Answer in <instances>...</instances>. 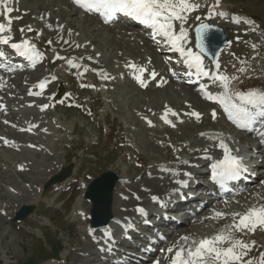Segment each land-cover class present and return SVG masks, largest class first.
<instances>
[{"label":"rangeland","instance_id":"obj_1","mask_svg":"<svg viewBox=\"0 0 264 264\" xmlns=\"http://www.w3.org/2000/svg\"><path fill=\"white\" fill-rule=\"evenodd\" d=\"M27 1L25 5L33 6L35 9L37 8L36 6L44 9L52 1V4L56 5L55 7L59 6L62 9V14L59 11L56 14L61 17L64 24L68 23L71 25L72 31L76 33L77 31L78 33L81 32L85 38H82V40L89 38L88 41L91 42L92 40L96 43V46L92 45L96 47L93 49L94 51L100 50L102 53L106 52L109 55L113 54L116 56L107 57L103 59L104 63L99 66H93L88 61V56L80 57L72 51L66 52L65 56H73L75 58L74 64L77 67L61 63L60 67L66 65L68 68L59 74L63 78H66L69 74L73 75L69 76V80L74 83V102L69 107L65 101L62 103L56 102L59 106L55 110H48V115H46L47 112L40 114L44 124L52 122L57 126L53 129L54 135L51 136V139L47 138L46 133L40 134L41 138L48 139L44 140V144L47 145L43 146L45 149L37 147L36 152L32 150L18 152L5 148V151L2 152V148H0V264H72L71 260L77 256L78 258L76 259L81 261L88 259L82 257L83 249L87 247L84 227L88 224L83 218L88 216L91 207V204L83 197L85 191L83 185H86L89 181L87 176L94 177L102 170L114 169L124 179L122 185L118 188L116 197L123 199L129 197V195L132 197L134 194L133 197H135L136 193L129 190L128 187L135 184L136 186H141V188L145 187V181L150 179L146 176L151 171V169L147 168L149 166L147 164H152L154 160H161L166 154L164 148H158L154 138L165 136L166 139L169 138L173 145L176 146L178 143L183 142L181 141L183 138L178 132L173 135L167 132L159 135L153 130L145 129L139 120L140 116L137 117L136 115L143 104L148 107L159 106L162 98L157 100L159 102L147 101L153 100L155 95L165 99L163 92L160 90H151L152 92L150 93L141 92L130 83L113 81L116 78H121L120 74L122 73L120 71L122 63L119 60L115 62V59L122 53H133L131 47L127 49L125 43L114 36V33L117 32V25L106 28L97 24L94 27L90 25L89 21L88 23L81 21L80 18L83 16L74 12L67 4L64 3L62 5L64 0ZM221 6L232 11L254 15L264 26V0H224ZM204 10H200L198 17H207V13ZM32 17L34 16L32 15ZM210 20L222 23L215 17ZM37 22L34 20L31 23L37 25ZM24 23L28 24L27 22ZM99 29H102L101 31L103 32H99ZM42 30L43 34H46V31ZM254 33L255 39L258 35L261 40H257V42L249 46L244 44L251 55L255 54L260 44H264V32L257 31ZM72 36L71 39L73 40ZM118 36L120 35L118 34ZM46 40L49 41V39H45V42H47ZM71 42V40L68 41V43ZM86 47L91 48L90 45ZM154 53L156 52L154 51ZM240 56H244V53L241 52L237 57L240 58ZM259 56L264 58V51H261ZM234 57L236 58V56ZM234 57L233 61L236 64L242 62V60H234ZM101 58H105L104 54ZM221 61L223 60L221 59ZM259 61L263 62L262 59ZM111 68H115V70ZM44 70L48 71L46 66H44ZM248 70L247 67L244 71ZM38 71V69L33 70V73ZM260 73L264 74V63ZM243 74L242 72L241 76ZM93 76L112 79V81L106 82L109 89L102 83L94 85ZM261 78H264V75ZM77 80L83 85V89L78 88ZM249 80L252 81V79ZM262 84L264 85V80H262ZM93 87H96V89H93ZM97 87H104L105 92L102 93L101 90H97ZM186 92L183 89H173L170 98L177 101L173 103L179 102L182 104L183 99L187 100ZM13 94L15 95L13 91H8L6 96L11 98ZM95 99L94 110L96 115L94 121H91L88 118V104ZM165 100L170 101L167 98ZM196 102L199 101L196 100ZM145 108L143 106V110ZM203 108H205V111L208 110V107L200 109ZM12 111L18 117L16 120L20 119V117L30 118L32 114V111L29 110ZM210 125L194 129L205 132L213 128ZM14 129L20 131L15 126ZM187 130L190 131L189 129ZM231 134L234 135L235 133L231 132ZM153 135L156 136L152 137ZM122 137L124 140L123 144H128V146L121 147V150H119L115 145ZM192 137L189 136L184 142ZM105 138L107 139L105 140ZM16 139L24 141L21 138ZM38 141H42V139H33V142ZM105 149H109L111 152L109 157L103 158ZM134 155H139L141 159L147 160V164L144 167L134 165ZM73 156H76V158ZM71 162H73L74 170L69 182L43 189L48 177L58 173ZM19 167L22 169H19ZM40 170L44 171L43 175L39 172ZM24 205H33L35 207L34 212L21 222L14 221L13 215L19 207ZM224 210L233 212L235 208L230 203ZM61 216L65 220L64 225L56 223L57 218ZM74 219H77V221L74 222ZM205 221L202 226H197L195 229L204 233L208 232L211 225L207 219ZM226 223L227 220L222 221L217 227H222ZM234 239H239L247 244L252 240L247 236L234 237ZM41 247L44 250L43 253L41 252ZM51 254L55 255L53 257H56L57 262L53 261L52 258L45 261L40 259V257L45 255L52 257Z\"/></svg>","mask_w":264,"mask_h":264},{"label":"snow or ice","instance_id":"obj_2","mask_svg":"<svg viewBox=\"0 0 264 264\" xmlns=\"http://www.w3.org/2000/svg\"><path fill=\"white\" fill-rule=\"evenodd\" d=\"M11 3L12 0H0V5L3 6L0 18L5 21L0 23V44L4 45H8L12 39L10 35H2L11 31L13 23L11 13L14 11L9 6ZM73 3L88 10L99 11L106 19H112L117 14L132 17L151 28L155 36L165 38L166 42L175 51L179 52L181 57H185V63L189 67H194L196 72L203 77H210L212 80L220 82L225 89H227L230 79H235V77L230 78L222 73L206 71L202 67L200 56L194 54L191 49L185 51L181 46L180 41L186 42L187 36L182 23L186 19L185 14L200 7L199 4L192 3L191 0H73ZM217 3H219V0H217ZM19 18L15 17V19ZM197 19L199 20L200 17H197ZM173 21L181 22L178 32L174 30ZM207 29L208 25L201 24L196 30L197 47H200L201 50L203 49L200 40ZM28 30L31 31L32 29L29 27ZM20 31H23V29ZM10 47L20 56H27L30 60L33 59V56H39L38 53H35V46L30 45L27 40L22 43H12ZM29 53H32V55H29ZM2 55L3 53H0V56ZM68 64L71 67H77L71 60L68 61ZM216 68L219 69L218 64ZM240 71L243 72L244 69L241 68ZM153 78H155V74H153ZM45 86L46 81H41L36 85L41 91ZM29 94L40 95V92H30ZM235 96L240 102L239 104H225L223 97L207 92L204 94L205 99L221 103L228 112L229 119L238 127L252 130L251 125L256 122L257 118H264V92L252 90L245 93H236ZM44 107H47V105ZM172 115H176V113H172ZM190 115L199 118L197 112H191ZM213 116H215V113H213ZM163 118L166 123L169 122L166 117ZM261 138L264 139V131L261 132ZM219 147L223 150V158L216 163L213 171L214 179L223 185L226 181L236 179L246 169L242 163V158L234 155L233 150L222 140ZM215 216L222 218L223 214L216 212ZM232 217L234 222L229 229L211 238L205 237L193 240L189 244L188 237H182V241L187 246L179 247L175 251L171 264H254L253 260L245 259L252 247L239 239H234L232 232L233 230L235 232H254L258 228L264 229V206L250 207L243 214L233 213ZM168 251L172 250L169 249ZM256 264H264V252L259 254Z\"/></svg>","mask_w":264,"mask_h":264},{"label":"bare ground","instance_id":"obj_3","mask_svg":"<svg viewBox=\"0 0 264 264\" xmlns=\"http://www.w3.org/2000/svg\"><path fill=\"white\" fill-rule=\"evenodd\" d=\"M45 1H47V0H45ZM49 1V0H48ZM39 4V3H38ZM73 4V3H72ZM22 5V2L20 1V0H12V3L9 5L10 7H12V8H16V7H20ZM40 5V4H39ZM36 7H38V6H36ZM50 8H51V4H49V5H47V7L45 8V10H50ZM20 9H23L22 7L20 8ZM0 10H2V12H3V6H1L0 7ZM25 11V10H24ZM63 11H65V9H63ZM26 12V11H25ZM53 10H51L50 12H48L49 13V16L48 15H45V14H43L42 16L43 17H45V18H53V16H51L53 13ZM45 13V12H44ZM80 20L81 21H84L85 19H82V18H80ZM87 20H90V25H92V26H96V23H98L99 22V20L97 21L96 19H94V18H87ZM48 21H49V19H48ZM5 21L3 20V19H0V23H4ZM86 23H88V21H85ZM73 24V23H72ZM90 27V26H89ZM178 27H180V25H178ZM178 27L176 28V29H174L175 31H177L178 32ZM185 29V31H186V33H187V36H186V41H187V39H188V37H190V39H191V36H190V29L189 28H184ZM122 34H127V33H124V32H122ZM127 35H129L130 37H132V38H134L135 36H137L136 34H127ZM127 35H124V36H126L128 39L127 40H129V37L127 36ZM249 36H245V38H248ZM190 44H191V41H190ZM129 46H130V44H129ZM104 56L106 57V53L104 54ZM250 56H246V58H247V60H249V61H251V60H253V62H255V58H253L252 57V59H250L249 58ZM6 63H8V62H10L9 60H7V59H5L4 60ZM214 65V64H213ZM212 66V65H211ZM215 67V66H214ZM256 69H258L257 67H255ZM39 77V76H38ZM37 77V78H38ZM35 79V78H34ZM45 80V79H48V77L47 76H42V77H40L38 80ZM39 83H36L35 84V87H36V85H38ZM17 87V84H16V86H15V88ZM34 87V88H35ZM33 88V89H34ZM32 89V90H33ZM39 88H35V91L36 90H38ZM146 93H149V91L148 90H146L145 91ZM161 92H163V96L165 97V98H167V97H170V90H169V88L168 87H166V88H164V91H161ZM189 92H191V91H189ZM188 92V93H189ZM158 93H160V92H158ZM187 93V94H188ZM128 94V93H127ZM189 94H191V97L192 98H196V99H199V100H201V102L199 101V102H196V103H198L199 105H201V104H205V105H207L206 104V102H208V104H210L211 102H210V100H207V99H205L204 98V94L205 93H203V94H200V93H197V92H191V93H189ZM217 94H218V92H217ZM17 97H20V94H19V96H17ZM219 97H223V95H222V93H220L219 94ZM161 97H159V96H154V98H153V100H149L148 102H152V101H154V102H159V101H157V100H159ZM164 101H166L165 99H162V101H161V105L163 104V102ZM204 103H203V102ZM139 103V102H138ZM218 104H220V103H218ZM144 105V104H143ZM142 105V106H143ZM142 106L140 107V108H142ZM146 106V108H148V106L147 105H145ZM151 108H153V107H151ZM168 112L167 111H163V113H162V115H163V117H166V119L168 120ZM163 120H164V122H165V119L163 118ZM169 122L168 123H166L167 125L168 124H170V125H173V123H172V121H170V120H168ZM186 125H189L188 127H191V125H193V124H186V123H182V124H179L178 126H177V128L176 129H174V130H170V132H174V131H176V130H180L181 129V134H179L180 136H181V138H183V140H185V139H187L189 136H193L194 135V131H188L187 130V128L185 127ZM153 126H156L155 124H153ZM174 126V125H173ZM157 128V127H156ZM158 129V128H157ZM165 129H166V127H165ZM194 132V133H193ZM166 133V132H165ZM173 135V134H172ZM178 135V136H179ZM165 137V136H164ZM177 137V136H176ZM194 137V136H193ZM50 138V137H49ZM180 138V137H179ZM243 139H245V136H240V140H243ZM249 140L252 142V141H254V139L253 138H249ZM182 141V140H181ZM190 140L188 139L186 142H189ZM224 142V141H223ZM224 143H226V142H224ZM48 144H50V143H48ZM210 144L212 145L211 147H208V146H203V147H201L200 148V150L203 152V153H207V154H210V153H215L216 154V156L217 157H219L220 155H222L223 154V150L219 147V145L218 146H215V143L213 144L212 142H210ZM227 144V143H226ZM228 146V145H227ZM156 149H157V147H156ZM167 149V151H166V154H165V156L163 157V159H165V160H175V157H173L171 154H170V148L168 147V148H166ZM202 152H199V153H202ZM204 154L201 156V158H204ZM162 158V157H161ZM206 159V158H205ZM207 160H210L211 161V163H213V161L214 160H212L211 159V157H208L207 158ZM39 166V165H38ZM181 168L182 167H180L179 168V170H178V172H176V175L173 177V178H170V175H168V177L166 178V179H163V181L162 180H160L159 179V177L157 178V180H154V179H151L152 181H146V183H148V184H146V189H147V192H145L144 193V197H146V196H148V195H150V194H152V193H159L161 190L163 191V194L165 195H167V196H169L170 198H175V200H176V198H177V195H178V193H179V191L182 189V187H180V181H179V179L180 178H183V180L184 181H186V182H188V184H191V179H192V177H188V176H186V175H182V173L180 172V170H181ZM167 171L168 170H164V172L165 173H167ZM40 173H41V175H43V170H40L39 171ZM157 173V175H159V173L158 172H156V171H154V174H156ZM162 184V185H161ZM118 186V185H117ZM137 187V189H138V186H136ZM254 188V190L253 191H248V190H246L245 192L243 191V194L244 195H246V194H253L254 193V191L256 192V191H258L259 190V192L260 193H262L260 190H262V187H258V186H256V187H253ZM179 196V198L181 197V195H178ZM260 196H263V195H261L260 194ZM151 200H153V197L151 198ZM160 200V199H159ZM158 204V200H156L155 201V206ZM147 205H152V203L151 202H149ZM128 206H142V205H140V203H137V202H134V201H130V200H128V201H125V200H121V199H119V197H116V192L114 193V197H113V201H112V208H111V214H112V216H113V219H112V221L107 225V226H105V227H102V228H99V229H94L93 230V232H95V234L93 235V237H96V236H98V235H105L106 234V232L108 231V230H112L116 225H118V224H120L121 222H125V220H124V218L123 217H120V216H122L120 213L123 211V209H127L128 208ZM133 207V210L135 209ZM184 209H187L186 207L184 208ZM132 210V211H133ZM198 212H194L193 213V215H195V214H197ZM210 213V211H207V214H209ZM204 217V216H203ZM200 218V220L202 219L201 217H199ZM90 229V228H89ZM263 230V232H260L261 234L260 235H264V229H262ZM103 231H105V233H100V232H103ZM209 231V230H208ZM173 232V234H183L185 237H189L190 235V233H191V237L193 236V234H192V229H188V228H185L184 226H176V228L172 231ZM207 232V231H206ZM185 234H187V235H185ZM207 237H209V236H207ZM194 240H199V239H201V238H203V237H201V236H198V235H194L193 237H192ZM93 240H94V238H93ZM90 245H93L92 244V242L89 240V238H88V242L86 243V246H88V247H92V246H90ZM252 247V251H251V254L252 253H255V251H256V248L254 249V247H255V245H252L251 246ZM178 248L179 247H175L174 249H172L173 250V252L175 253V251L176 250H178ZM87 250H88V248H87ZM83 251H84V249H83ZM91 254H93V252H91ZM83 255V254H82ZM168 255V254H167ZM86 256V255H85ZM76 258H78V256L76 257ZM76 258H74L73 260H71V262H72V264H86V261H81V260H78V259H76ZM102 262H101V260L98 258L97 260H95L94 262H93V264H101Z\"/></svg>","mask_w":264,"mask_h":264},{"label":"water","instance_id":"obj_4","mask_svg":"<svg viewBox=\"0 0 264 264\" xmlns=\"http://www.w3.org/2000/svg\"><path fill=\"white\" fill-rule=\"evenodd\" d=\"M223 42L224 39L222 33L219 30L210 27H208L207 31L202 35L200 41L203 49L202 51H206L210 55H213ZM198 48L201 50L200 47ZM115 181V175L104 174L93 181L89 186L87 197H89L94 203L93 216L95 225L106 224L111 218V192ZM30 210L31 208H22L17 213L16 219L24 217L30 212Z\"/></svg>","mask_w":264,"mask_h":264}]
</instances>
